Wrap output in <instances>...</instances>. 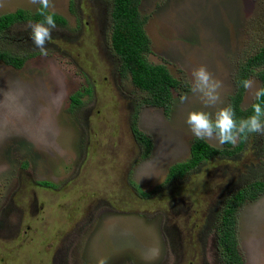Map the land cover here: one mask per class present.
Instances as JSON below:
<instances>
[{"label": "rangeland", "instance_id": "1", "mask_svg": "<svg viewBox=\"0 0 264 264\" xmlns=\"http://www.w3.org/2000/svg\"><path fill=\"white\" fill-rule=\"evenodd\" d=\"M52 3L64 22L45 57L29 39L38 5L0 0V14H27L2 33V47L26 60L0 61V264H219L218 197L264 136L177 178L168 169L189 157L190 110L229 105L244 75L254 89L243 88V108L260 88L264 65L244 63L264 44V0H140L145 57L180 81L167 109L143 103L145 90L121 70L111 0ZM201 65L222 82V104L191 93ZM136 109L152 141L145 157L131 130ZM236 236L244 264H264V193L239 208Z\"/></svg>", "mask_w": 264, "mask_h": 264}, {"label": "trees", "instance_id": "2", "mask_svg": "<svg viewBox=\"0 0 264 264\" xmlns=\"http://www.w3.org/2000/svg\"><path fill=\"white\" fill-rule=\"evenodd\" d=\"M140 0H111V45L119 56L121 70L129 73L132 83L145 90L146 97L143 103L163 106L170 105L173 91L180 85L163 64H154L147 60L145 53L149 50V39L144 31L145 18L139 12ZM51 12V11H50ZM27 14L22 9L0 14V61L15 67H20L26 60L25 55H17L2 47V33L14 21L24 19ZM35 21L42 20L37 11L29 15ZM56 23L62 24L64 19L55 13ZM244 64L264 65V44ZM243 67L241 65V71ZM244 70V69H243ZM257 76L260 79V88L264 87V68ZM245 79V75L244 78ZM242 80V79H241ZM243 87L230 97V105L235 110L236 117H246L251 113V105L256 102L253 98L249 106H241ZM77 101V96H73ZM264 104V100L261 101ZM138 110L131 120L133 137L141 146L142 157L150 153L152 141L137 125ZM252 144L254 134L249 136ZM248 137V138H249ZM247 138V139H248ZM247 140H241L235 146L222 145L221 148L212 146L205 140L193 138L189 157L184 161L175 162L168 169V178H177L192 168L215 158L231 159L241 153ZM140 153V154H141ZM253 159L243 164L224 186L221 196L218 197L219 208L212 219V227L219 250V264H244L236 236V215L239 208L245 203L256 199L264 193V147L252 150Z\"/></svg>", "mask_w": 264, "mask_h": 264}, {"label": "clouds", "instance_id": "3", "mask_svg": "<svg viewBox=\"0 0 264 264\" xmlns=\"http://www.w3.org/2000/svg\"><path fill=\"white\" fill-rule=\"evenodd\" d=\"M33 5H38L37 14L42 20L29 22V39L41 56H47V44L52 39L53 30L57 29L54 19L52 0H30ZM2 6V5H0ZM240 84L245 90L254 89V81L242 79ZM223 84L216 79L207 67L201 65L191 71L190 91L199 97L205 107H214L222 104L221 89ZM254 102L251 105V113L246 117H236L232 105L219 107L214 113L203 110H190L185 123L197 140H215L219 145L230 144L235 146L241 140H247L250 135L264 136V87L252 92ZM188 97L181 96L180 102H186ZM97 264H108L106 258H99Z\"/></svg>", "mask_w": 264, "mask_h": 264}]
</instances>
